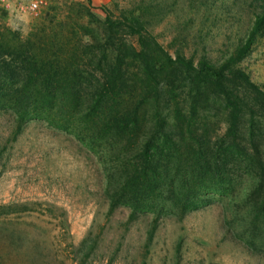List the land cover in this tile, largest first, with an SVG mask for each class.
<instances>
[{
    "label": "rangeland",
    "instance_id": "374dc122",
    "mask_svg": "<svg viewBox=\"0 0 264 264\" xmlns=\"http://www.w3.org/2000/svg\"><path fill=\"white\" fill-rule=\"evenodd\" d=\"M154 1L148 30L172 59L182 52L194 62L202 54L215 60L233 49L257 8L254 0ZM141 2L46 0L35 17L0 4V32L22 41L42 23L60 21L66 31L80 24L91 41L103 39L104 9L116 16ZM119 36L137 47L127 31ZM141 64L135 53H128L123 65L138 85L145 78ZM239 66L264 89V36ZM5 71L0 68V264H264V211L254 220L252 202L246 199L256 182L254 163L241 161L232 168L230 161L218 179L204 176L199 186L206 191L205 201L185 214L171 203L156 222L151 211L131 219L127 207L110 212L104 167L114 158L109 156L112 139L97 134L82 141L87 121L80 117L71 129L32 118L13 139L17 121L12 109L3 106L10 105L16 84L4 78ZM173 99L170 106H190L187 92L177 90ZM207 101L201 100L200 106L209 107L200 110L197 125L223 138L230 123L225 103L222 97ZM256 138L264 149V137ZM115 145L123 146L120 141Z\"/></svg>",
    "mask_w": 264,
    "mask_h": 264
},
{
    "label": "trees",
    "instance_id": "16d2710c",
    "mask_svg": "<svg viewBox=\"0 0 264 264\" xmlns=\"http://www.w3.org/2000/svg\"><path fill=\"white\" fill-rule=\"evenodd\" d=\"M254 1L257 8L247 33L215 60L202 54L194 62L182 52L172 59L148 30L154 0H142L116 16L104 9L103 39L91 41L80 24L66 31L60 21L42 23L22 41L0 32V68L16 84L10 105L3 106L12 109L17 121L13 139L32 118L44 117L62 129L86 118L82 141L106 134L113 142L108 144L114 158L104 167L109 211L127 207L130 219L151 211L154 222L169 203L180 214L201 206L204 176L218 179L230 161L232 168L252 162L256 182L246 199L257 220L264 211V149L256 138L264 137V89L239 66L264 36V0ZM121 31L136 37V48L120 38ZM128 53L142 63L145 78L140 85L126 75ZM177 90L189 94L190 106H170ZM217 97H222L230 121L219 139L208 126L200 130L197 125L200 110L209 107L200 106L201 100L207 104ZM118 141L123 146H116ZM154 230L152 224L148 241Z\"/></svg>",
    "mask_w": 264,
    "mask_h": 264
},
{
    "label": "built area",
    "instance_id": "2783aa9c",
    "mask_svg": "<svg viewBox=\"0 0 264 264\" xmlns=\"http://www.w3.org/2000/svg\"><path fill=\"white\" fill-rule=\"evenodd\" d=\"M46 0H0V4L6 8L17 7L25 14L35 17L39 14Z\"/></svg>",
    "mask_w": 264,
    "mask_h": 264
}]
</instances>
